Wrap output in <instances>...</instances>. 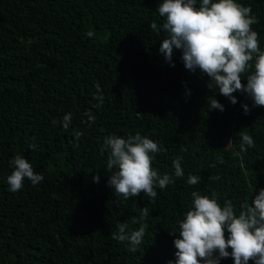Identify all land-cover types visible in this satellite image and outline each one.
Here are the masks:
<instances>
[{
	"label": "trees",
	"instance_id": "trees-1",
	"mask_svg": "<svg viewBox=\"0 0 264 264\" xmlns=\"http://www.w3.org/2000/svg\"><path fill=\"white\" fill-rule=\"evenodd\" d=\"M161 2L0 0V264H168L176 259L169 232L178 234L193 191L216 193L221 205L231 200L238 214L264 189V107H253L247 93H233V105L214 84L209 89V77L187 70L179 49L166 60L159 52L166 33L150 28L164 23L156 12ZM237 2L258 18L252 28L264 51V0ZM210 96L224 111L209 110ZM242 132L255 142L247 152L240 150ZM136 133L158 142L152 166L174 179L156 189L154 202L143 193L125 200L106 186L116 169H107L104 138ZM17 154L44 179H25L13 193L7 177ZM190 174L200 183L189 185ZM142 208L148 228L132 253L112 233L123 222L138 230L132 221Z\"/></svg>",
	"mask_w": 264,
	"mask_h": 264
},
{
	"label": "clouds",
	"instance_id": "clouds-1",
	"mask_svg": "<svg viewBox=\"0 0 264 264\" xmlns=\"http://www.w3.org/2000/svg\"><path fill=\"white\" fill-rule=\"evenodd\" d=\"M156 12L164 18V23L158 29L153 22L150 28L166 33L159 52L167 61L172 60L173 49H179L187 70L193 73L199 70L209 77V89H213L214 84L219 94L233 105L237 103L233 93H247L253 107H264V51L260 48L259 33L252 28L258 18L252 14L250 6L237 0H162ZM86 36L91 38L94 32L88 31ZM245 73H249L246 85L242 83ZM98 99L102 101V97ZM208 107L224 111V106L214 96L208 97ZM243 108L247 114L248 105ZM88 118L94 122L95 117L89 115ZM52 123L58 122L53 120ZM60 123L67 131L72 114H65ZM82 135L75 132L76 140ZM240 135L241 152L255 147L252 136L244 132ZM30 148L34 151L35 145ZM103 149L108 150L107 169H116L108 177L106 186L125 200L143 193L154 202L157 188L163 190L174 183L172 175L161 176L153 168L152 161L161 148L147 136L140 133L127 138L109 135L104 138ZM10 165L13 169L7 177L10 192L21 190L25 179L33 185L44 179L21 154L15 155ZM173 166L174 176L182 177L180 158L173 161ZM92 179L99 183L100 176L94 175ZM200 180L201 177L190 174L187 183L197 185ZM191 196L190 210L177 221L178 234L169 232L176 237L173 241L176 259L168 264H220L221 259L229 256L234 264L250 261L264 264V189L259 190L251 203H243L238 214L231 200L225 199L221 205L216 193L208 196L193 191ZM148 216L147 208L140 209L139 219L133 217L132 221L140 225L138 230L129 232L126 222L119 223L118 232L112 233V238L127 242L128 251L137 252L148 228V224L143 223Z\"/></svg>",
	"mask_w": 264,
	"mask_h": 264
}]
</instances>
